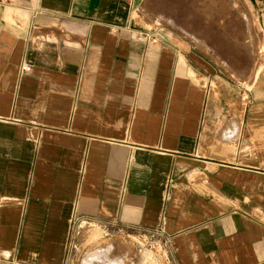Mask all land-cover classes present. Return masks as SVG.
<instances>
[{"label":"crops","instance_id":"1","mask_svg":"<svg viewBox=\"0 0 264 264\" xmlns=\"http://www.w3.org/2000/svg\"><path fill=\"white\" fill-rule=\"evenodd\" d=\"M144 1L0 0V264H264V0Z\"/></svg>","mask_w":264,"mask_h":264},{"label":"rangeland","instance_id":"2","mask_svg":"<svg viewBox=\"0 0 264 264\" xmlns=\"http://www.w3.org/2000/svg\"><path fill=\"white\" fill-rule=\"evenodd\" d=\"M183 1L184 0H145L144 1V7H145V11L149 12L150 15H155L157 18H159V20H156L155 22H159L164 27H169V24H166L168 22L169 5L172 6L175 3L178 6V4L182 3ZM177 9L178 8H176V10ZM154 10H156V11H154ZM174 10H175L174 8L170 9V12L173 14ZM173 25H174V23L172 21V27H173ZM82 228H97V227L84 224ZM93 231H94V229H93ZM93 231H91V232H93ZM90 235H92V233ZM91 239H93V238H87V240L85 242H88ZM147 240H151V239H147ZM131 241H133V244H136L139 241H143V238L135 237V238H133V240H129V245H130ZM113 242H114V240H113ZM139 244H145V242L144 243L139 242ZM114 248H115V245H114ZM114 248L112 249L111 253H112L113 256H116V253H115L116 249H114ZM91 250H93V249L92 248H90V249L87 248L84 251V253H80L79 257L82 256L84 258L87 254L91 253ZM125 250H127V249H125ZM127 252L129 253L130 250L128 249ZM145 255L151 257V253L150 252L145 254ZM69 264H70V262H69Z\"/></svg>","mask_w":264,"mask_h":264},{"label":"bare ground","instance_id":"3","mask_svg":"<svg viewBox=\"0 0 264 264\" xmlns=\"http://www.w3.org/2000/svg\"><path fill=\"white\" fill-rule=\"evenodd\" d=\"M98 228V227H97ZM95 234H98V232H94ZM98 256V252H93L90 254H87L84 258L85 260L83 262H85L87 264L88 260L87 258H93V257H97Z\"/></svg>","mask_w":264,"mask_h":264},{"label":"built area","instance_id":"4","mask_svg":"<svg viewBox=\"0 0 264 264\" xmlns=\"http://www.w3.org/2000/svg\"><path fill=\"white\" fill-rule=\"evenodd\" d=\"M20 68H21V72L29 71V66L27 64H25V63H22Z\"/></svg>","mask_w":264,"mask_h":264}]
</instances>
